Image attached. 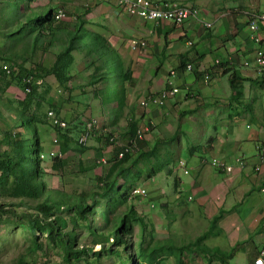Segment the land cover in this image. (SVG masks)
I'll return each instance as SVG.
<instances>
[{"label": "crops", "instance_id": "crops-1", "mask_svg": "<svg viewBox=\"0 0 264 264\" xmlns=\"http://www.w3.org/2000/svg\"><path fill=\"white\" fill-rule=\"evenodd\" d=\"M78 1L73 5L67 3L70 15L75 16L73 12L85 15L88 20L85 29L106 38L116 52L117 62L131 73L125 84L128 108L132 109L135 99L141 100L144 92L147 95L174 85L178 94L161 108L151 107L153 114L165 108V116L158 122L162 125L158 126H171L172 121H167L170 110L176 121L181 118L182 123L185 120L200 128L203 124L206 129L212 128L207 131L205 141L200 138L197 148H187L185 156L178 144L177 161H186L187 174L179 175L181 172L175 169L177 162L170 166V173L168 170L172 186L167 204L176 209L172 227L177 232L172 236H180L184 226L194 219L211 228L213 217L220 213L211 235L216 241L213 247L226 254L222 256L224 264H252L264 243V194L259 193L264 184V167L255 170L264 160V72H258L252 65L255 50L264 48V42L252 43L244 12L262 11L252 8L249 0H177L175 3L195 8L198 15L174 25L130 16L117 7L116 0ZM153 1L162 4L164 0ZM62 2L66 4L65 0ZM92 16L98 19L91 22ZM205 23L211 26L206 28ZM134 40L145 44L133 48ZM76 53L72 52L68 70L71 89L72 81L84 69V62L80 61L83 57L80 53L77 61L73 55ZM184 59L193 66V71L179 69ZM54 60L55 57L44 66H51ZM245 61L250 63L245 66ZM208 70L212 73L206 83L203 75ZM230 79L236 87L230 88ZM95 87L100 89L101 85ZM177 134L170 130L167 139L172 141ZM46 144L43 143L47 150ZM212 158L223 160L232 167V172L225 173L204 162ZM238 158L244 163L242 167L236 163ZM184 206L186 209H181ZM177 248L173 256L182 260ZM230 251L232 256H227Z\"/></svg>", "mask_w": 264, "mask_h": 264}, {"label": "rangeland", "instance_id": "rangeland-1", "mask_svg": "<svg viewBox=\"0 0 264 264\" xmlns=\"http://www.w3.org/2000/svg\"><path fill=\"white\" fill-rule=\"evenodd\" d=\"M62 1L0 0V71H4L1 69L4 65L9 67V73L4 71L3 76L0 75V159L7 160L8 156L13 157L10 146L2 139L4 133L21 131L16 125L17 116L6 112V109L10 107H14L16 110L21 108L17 102L28 94L20 88V67H22L21 71L30 72V92L31 86L35 87L33 98L27 108L28 112L34 117L35 123L33 125L40 135L42 144L44 142L47 143V150L44 149L43 145L44 151L42 153L57 149L61 155L60 158L56 159H48L46 155L40 159L43 176L40 177V175L33 181L36 187L39 184L41 188L40 192L39 190L35 191V197L25 196V198H21V196H16L14 191L10 189L9 181H0V264H17L20 259L33 264H64L61 259L60 250L46 243V234L41 233L40 229L35 230V233L38 240L43 244L44 250L42 252H33L32 232L24 214L29 213L34 215L36 213L34 207L41 201L49 199L51 203L60 205L59 211L54 213V217L60 215L69 222L72 214H68L63 207L71 203L79 194L89 197L99 192L96 177H102V179L110 177L107 171L116 162L112 157L113 150L126 145L127 142L122 139V134L126 130L127 123L130 120L137 122L138 129L143 132V140L149 143V145L153 141H161L162 145L164 143V146L159 145L163 156L158 160V162L163 163V169L150 181L142 182L143 177H140L137 181L135 180L134 187L144 188L147 196L144 198L130 197L126 202H121L118 208L111 213L108 224H103L101 220V203L103 201L94 195L93 197L98 201L99 206L96 209V214L90 217L89 220L92 221L93 225L96 224L99 227L97 228V233L106 235L115 226L116 218L122 217L127 213L129 207H134L137 214L144 221V229L135 225L132 234L127 236L128 245L123 255L125 264L126 258L129 257L132 258L131 264H176L178 259L181 260L179 257L173 256V251L177 247H181V250L178 248L177 250L180 256H182V264H221L219 259L211 257L212 255L208 259L200 247L195 246V242L200 239L199 244H205L210 248L213 247V244L216 242L213 237L210 235L204 236V233L210 229V225L208 226L205 222L200 223L194 219L184 226L180 236L174 237L172 235L177 232V229L172 227V214L175 213L176 209L169 207L167 204L172 186L168 170L173 162H175V165L177 162L176 166L179 168L177 161L179 157L178 144H181L182 155L185 156L187 148L195 147L201 139L205 141L207 131H211L212 128L206 129L204 124L200 128L197 127L196 123H188L185 120L182 123L181 118L176 121L173 113L167 108L165 112L168 110L169 119L167 121H172L171 126L165 128L158 126L162 125L158 122L164 118L163 110L165 108L159 111L156 110V113L153 114L154 108L149 107L148 110H144L138 103L139 98L135 99L133 108L124 109L118 118V122L113 124L112 108L114 105L111 70L108 73L110 81L107 97L109 108L102 103V90L98 93V90L94 87L90 86L89 89L86 87L89 86L88 82L91 77L89 75L91 73L92 76L94 75L92 67L89 65L95 61L96 56L85 55L84 48L76 50L78 54L73 55L77 58V55L81 53L80 57L83 58L80 61L84 62V69L78 72L79 77H76V81H72V89L69 87L71 82L68 80L66 85L69 90H63L58 86L54 77L48 78L50 75H39L43 74V69L50 67H45L44 65H47L49 60H52L53 57H56L65 48L66 44L64 42L66 41V36L64 34L54 36L55 40L48 46L47 51H44L46 52L44 56L43 52L38 55L37 52L40 48L36 49V51H34L35 48H32V50L29 48L28 39H24L25 36L12 35V39L10 37L8 39L5 36V32L10 27L13 26L14 29L18 27V23L15 24V21H17L15 18L11 21L10 10L13 11L14 15H17V18L23 19L21 22H24L25 31L29 29V23L25 21L28 13L32 10H41L48 7L62 10L66 15V20L64 21L69 22V25H73L79 21H88L85 15H77L76 12H73L75 16L70 15L67 3H70V5L78 4V0H65L66 4ZM11 3L12 8L10 6ZM249 3L252 8H258L262 11L260 13L264 14V0H249ZM44 12H47V10ZM90 19L93 22L98 17L92 16ZM46 41H44L45 46ZM84 43L85 39L82 38L81 44L83 45ZM88 43L89 49L93 51L92 39H89ZM98 53L100 60L103 61V53L101 51H98ZM172 86L175 87L174 85ZM137 96L140 97V95ZM142 96H146L145 92ZM208 104L212 105L213 101L209 100ZM49 110H52L65 122L66 126L64 129H56L50 125L47 118ZM90 122L93 126L90 138L87 139L85 146L80 145L77 143L79 136L84 131L85 125ZM11 124H13L12 128L10 127ZM170 130L176 131V134L178 133L172 141L167 139L170 135ZM102 132L103 134H101ZM54 137L58 141L57 144H53L52 142ZM105 137H107L106 144L104 142ZM111 137L116 138L110 142L109 138ZM64 138L67 139L66 143ZM49 145L52 146V149H48L50 148ZM6 153L7 157L4 155ZM102 158L106 161L104 164L101 162ZM156 159L152 160L153 164H155ZM207 161L204 160L206 164ZM14 165L18 166L17 161H15ZM177 168L175 169L181 172L179 174L181 176L182 171ZM120 184L121 180L117 182V185ZM127 184L129 183L127 182ZM129 188L127 187V191ZM161 191H163V194ZM88 201L89 198L87 199ZM162 201H165V203ZM187 205L191 207L192 203H188ZM181 209L186 208L184 206ZM67 230L72 232L71 236L74 245L84 248L92 247L93 249L92 252L74 260L72 264H123L119 258L102 252L100 244L104 240L96 242L97 238L91 237L87 230L80 225L68 223ZM163 243L168 244L170 250L167 248L157 250L160 249L159 247ZM139 246L143 248L147 247L146 252L152 249L154 251L157 250L156 255H153L152 263H149V258L139 257Z\"/></svg>", "mask_w": 264, "mask_h": 264}, {"label": "trees", "instance_id": "trees-1", "mask_svg": "<svg viewBox=\"0 0 264 264\" xmlns=\"http://www.w3.org/2000/svg\"><path fill=\"white\" fill-rule=\"evenodd\" d=\"M175 1L177 0H164L162 3H174ZM220 1L226 2L230 0ZM10 6L11 8L13 7L12 3ZM45 10H47V12H44ZM56 10L57 9L48 7L41 10L30 11V13L27 15L28 17L25 18L26 23H29L28 31L24 30V22H21L23 19L17 18V15H14L13 11L10 10L11 21L13 18H15L17 20L15 21V24L18 23V27L15 29L13 26L10 28L8 27L9 29L7 28L8 30L5 32V36H7L8 39L9 37L12 39V35L25 36L24 39H28L29 48L31 50L32 48H35L34 51H36V49L40 48L37 52L38 55H40L41 52L45 53L44 51H47L48 46L51 45L55 40L54 36H57L58 34H64L66 36V41L64 42L66 44L65 48L60 53H58L53 64L48 69L42 68L43 74L39 75L43 76L45 74L46 76L50 75L54 77L58 86L63 90H69L66 82L68 80L70 81L68 69L73 60L72 52H75L76 50L78 51L80 48H84L85 55L96 56L95 61L89 65L92 67L94 75L92 76V73L89 75V77H91L88 85L98 90V93H100V90H102V103L105 105L109 104L107 99L108 86L110 82L108 73L111 70L114 105L112 108V123L116 124L123 110L128 109L125 84L129 82L131 77L129 69L125 67L123 69L122 64L117 62L116 52L110 48L106 38L95 32L90 33L85 29L87 21H79L73 25H69L70 23L65 21H56ZM82 38L85 39V43L83 45L81 44ZM89 39H92L93 41V51L89 49ZM45 40H47L46 46L44 45ZM98 51L103 53V61L98 58ZM186 63L187 60H182L179 69L186 70V67L190 65L191 70L193 71V66ZM21 69L22 67H20L21 76L19 77V84L20 88L24 91L26 84L23 82V78L30 76V72L25 70L21 71ZM3 72L0 71L1 76H3ZM262 72H264V70ZM211 73V70H208L204 73V82H209ZM96 84H100L101 88L97 89L95 87ZM229 85L230 88H234L237 84L233 81V79H230ZM34 88L35 87L31 86V92L26 94L23 99L17 102L21 108L18 110L14 109V107L6 109L8 114H15L17 116L16 125L21 129V131L14 133L5 132L2 138L3 141L10 146L13 157H7L6 153L4 155H6L7 160L0 159V181H9L10 189L14 191L16 196H21V198H25V196L35 197V191L39 190L40 192L41 188L39 187V184H37L38 187H36L35 184H33V181L36 177L40 175V177L43 176L39 157L44 151L43 144L40 140V135L33 125V123H35L34 117L28 112L27 108L31 102V99L33 98ZM10 127L12 128L13 124H11ZM138 130V124L136 121L130 120L127 123L126 130L122 134V139L126 140V144L129 145L131 139L133 138V140L136 141L134 150L132 152H125L124 147H126V145L120 146V148L122 147L123 149H114L112 157L116 162L107 171V174L110 177L106 179H102V177H96V181L99 185V192L94 193L93 196L96 195L98 199L103 201L101 203V220L103 221V224H108L110 222L111 213L118 208L121 202H126L127 199L130 198V191L132 188L137 187H134L135 180L137 181L140 177H143L142 182L151 180L163 169V163L160 161L158 162V160L163 156L159 145L161 144V146H164V143L162 145L161 141H153L151 145H149V143L143 139L137 140L136 136ZM141 134H143L142 131ZM104 142L106 144L107 137H105ZM207 144L210 143L207 142ZM197 147L198 145L192 148L194 149ZM120 152H123V155L121 159H117ZM155 159L156 162L153 164L152 160ZM15 161H17L18 166L14 165ZM119 180H121V184L117 185ZM127 182L129 184H127ZM127 187H130L128 191ZM93 196L87 197L79 194L71 203H69L66 207H63V209L68 214H72V217L69 218V222H67L66 219L62 218L60 215L54 217V213L59 211L60 205L51 203L49 199L41 201L34 207L36 210L34 215L25 213L24 217L26 218L32 232L33 252H42V250H44L43 244L38 240V237L35 233V230L37 229H40L41 233L46 234L47 244L57 247L60 250L61 259L64 264H72L74 260H77L81 256L92 252V247L84 248L74 245L71 236L72 232L67 230L68 223H71L73 225H80L86 229L91 237L97 238L96 242L104 240V242H101L100 244L101 251L119 258L121 262L125 264L123 255L128 245L127 236L132 234V230L135 225H138L141 229H144V221L137 214L134 207H129L127 213H125L122 217L116 218V224L111 228V231L109 230L106 235H101L100 233H97V228L99 227L96 224L93 225L92 221L89 220L90 217H93L96 214V209L99 206L98 201ZM88 198L89 201L87 202ZM219 216H221L220 213L219 215L213 217L211 228L204 233V236L213 235V228L215 227ZM108 242H110L109 245ZM199 242L200 239L195 242V246L200 247L208 259L210 258V255H212L211 257L218 258L221 264L226 262L222 258V256H226V254L219 247L210 248L205 244H199ZM159 248L160 249L157 250H161L162 248H167L170 250L169 245L166 243L161 244V247ZM146 250L147 247L143 248L139 246V257L149 258V263H152L153 255H156L157 250L154 251L152 249L148 250V252H146ZM231 254L232 252L228 253L227 256H231ZM131 263L132 258H126V264ZM17 264L33 263L24 259H20ZM176 264H181V261H177Z\"/></svg>", "mask_w": 264, "mask_h": 264}, {"label": "built area", "instance_id": "built-area-1", "mask_svg": "<svg viewBox=\"0 0 264 264\" xmlns=\"http://www.w3.org/2000/svg\"><path fill=\"white\" fill-rule=\"evenodd\" d=\"M116 5L121 9L122 11H125L126 14L130 16H135L140 18L141 20H149L154 22H163L168 21L170 23H173L174 25H181L190 18H196L198 15V11L193 8L192 6H184L179 3H156L153 0H116ZM246 14V17L248 19V29L250 32V40L254 44H261L264 42V14L263 13H251V12H244ZM55 20L56 21H64L66 20L65 13L58 9L55 14ZM211 24H204V27L209 28ZM138 44L144 45V42H138V41H132L131 45L132 47H136ZM190 44V43H189ZM249 63L245 62L244 65L247 66ZM252 65L254 66L255 70L258 72H262L264 70V48L257 49L255 51L254 60ZM6 73H9V67L7 65H4L1 67ZM187 71L191 70V66L188 65L186 67ZM173 75V73H171ZM23 82H26V86L24 89L25 93L30 92V84H31V77H24ZM178 94V88L176 87H170V85L163 90L156 92V93H150L143 97L139 105L147 110L149 107H155V108H161L165 105V102ZM47 118L49 120L50 125L53 128L56 129H64L66 124L64 121L61 120L60 117H58L52 110H49L47 112ZM92 124L88 123L84 129V131L80 134L78 143L80 145H85L87 139L90 136L91 130H92ZM87 128V129H86ZM136 138L138 140L142 139L141 131H137ZM114 137L110 138V141H112ZM53 144H57V139L54 137L52 139ZM136 141L133 140L129 143L128 146L124 147L125 152L133 151L135 148ZM46 155V158H60V152L56 150H51L46 153L40 154V159L44 158ZM123 155V152H120L118 155V159H120ZM101 162L105 163L104 159H101ZM207 163L216 169H220L224 171L225 173H230L232 171V167L229 165H226L224 161L220 159L213 158ZM236 163L242 167L243 162L239 158L236 159ZM264 166V160L261 162ZM179 168L183 171L184 174H187V166L184 160L178 161ZM259 167L256 168V171H259ZM260 192L264 194V185L260 188ZM147 196V192L144 188L136 187L133 188L130 191V197H141L144 198ZM252 264H264V244L259 250L257 256L253 259Z\"/></svg>", "mask_w": 264, "mask_h": 264}, {"label": "clouds", "instance_id": "clouds-1", "mask_svg": "<svg viewBox=\"0 0 264 264\" xmlns=\"http://www.w3.org/2000/svg\"><path fill=\"white\" fill-rule=\"evenodd\" d=\"M246 12H249V11H246ZM251 13H254V12H251ZM256 14H257V13H256ZM144 110H145V109H144ZM142 139H143V134H142ZM39 157H40V156H39ZM48 159H50V158H48ZM51 159H56V158H51ZM102 159H103V158H102ZM180 160H182V159H180ZM178 161H179V160H178ZM257 167H259V168L261 169V168L264 167V166H263L262 163H261V164H260L259 166H257ZM257 167H256V168H257ZM256 168H255V170H256ZM260 169H259V170H260ZM182 172H183V171H182ZM262 186H263V185H262ZM135 188H136V187H135ZM132 189H133V188H132ZM259 193H261L260 190H259ZM261 194H262V193H261ZM263 244H264V243H263ZM256 256H257V255H256ZM256 256H255V257H256ZM255 257H254V258H255ZM254 258H253V259H254ZM253 259H252V261H253Z\"/></svg>", "mask_w": 264, "mask_h": 264}, {"label": "bare ground", "instance_id": "bare-ground-1", "mask_svg": "<svg viewBox=\"0 0 264 264\" xmlns=\"http://www.w3.org/2000/svg\"><path fill=\"white\" fill-rule=\"evenodd\" d=\"M260 48H261V47H260ZM258 49H259V48H258ZM245 62H246V61H245ZM247 62H248V61H247ZM249 63H250V62H249ZM173 73H174V72H173ZM168 79H169V78H168ZM172 83H173V82H172ZM170 87H171V86H170ZM90 123H91V122H90ZM148 125H149V124H148ZM85 126H86V125H85ZM146 130H147V129H146ZM81 131H82V130H81ZM97 132H99V131H97ZM97 132H96V133H97ZM103 132H104V131H103ZM103 132H102L101 134H103ZM81 133H82V132H81ZM94 133H95V132H94ZM96 135H98V134H96ZM89 138H90V137H89ZM115 138H116V137H114V139H115ZM132 140H133V138L131 139V141H132ZM137 140H138V139H137ZM90 141H91V140H90ZM131 141H130V142H131ZM77 143H78V142H77ZM127 145H128V144H126V146H127ZM84 146H85V145H84ZM82 147H83V146H82ZM121 148H122V147H121ZM121 148H120V149H121ZM122 149H123V148H122ZM136 150H137V149H136ZM130 152H131V151H130ZM116 156H117V155H116ZM130 156H131V155H130ZM132 156H133V155H132ZM117 159H118V157H117ZM120 159H121V158H120ZM105 160H106V159H105ZM105 162H106V161H105ZM103 164H104V163H103ZM237 166H238V165H237ZM141 188H142V187H141Z\"/></svg>", "mask_w": 264, "mask_h": 264}]
</instances>
